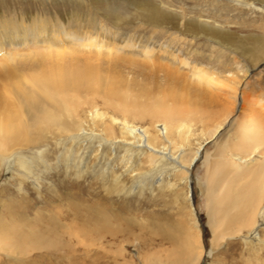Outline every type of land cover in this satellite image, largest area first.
Wrapping results in <instances>:
<instances>
[{
    "label": "rangeland",
    "instance_id": "1",
    "mask_svg": "<svg viewBox=\"0 0 264 264\" xmlns=\"http://www.w3.org/2000/svg\"><path fill=\"white\" fill-rule=\"evenodd\" d=\"M153 8L169 18L162 23L165 31H154L152 36L178 48L187 65L175 60L171 63L177 72L171 78L158 73L155 78L147 76L145 85L150 102L160 91L168 92L161 104L180 116L170 120L154 117L145 112L144 104L133 114L127 106H116L114 99L109 101L113 104H106L97 93L85 94L76 108L80 134L70 136L53 127L45 129L39 139L21 147L24 168L11 162L10 169L0 166L1 223L18 245L31 231L44 229L46 215L55 212L60 216L69 209L67 202L74 201L82 212L104 213L98 216L107 228L101 229L105 234L100 238L95 232L78 234L72 264H190L193 256L196 264H264V198L252 228L256 236L246 227L236 236L226 235L213 244L205 198L210 163L202 157L218 148L226 159L231 156L245 166L251 154L224 148L236 139L232 120L241 121L239 131L250 119L264 128V53L253 60L235 46L239 43L255 51L264 44V0H0V18H15L24 12L57 17L77 9L94 14L103 25L114 26L113 21L119 20L126 26L121 27L118 21L123 30L149 34L152 29L139 25V17ZM192 17L217 24L232 35L231 39L191 36L186 28ZM68 32L72 33L71 29ZM173 35L175 40L170 41ZM193 49L196 52H191ZM151 58L170 62L158 52ZM197 66L220 82L203 85L202 89L193 84ZM169 83L173 89L182 90L183 98L170 96ZM141 85L125 90L138 94ZM239 94L246 96V104L239 101ZM132 127L144 136L131 134ZM140 138L144 144L138 146ZM150 145L166 154L157 152L156 160L150 162ZM197 150L191 165H178L179 156L187 158ZM237 156L246 160L239 162ZM76 223L88 225L81 220ZM42 251L31 249L23 258L31 264H71L64 258L56 260L52 250L40 256ZM56 253L66 255L62 250ZM8 254L0 249V264H16L10 258L15 255Z\"/></svg>",
    "mask_w": 264,
    "mask_h": 264
},
{
    "label": "bare ground",
    "instance_id": "2",
    "mask_svg": "<svg viewBox=\"0 0 264 264\" xmlns=\"http://www.w3.org/2000/svg\"><path fill=\"white\" fill-rule=\"evenodd\" d=\"M24 13L15 18H0V166L10 169L11 162L24 168L21 147L39 139L40 132L45 129L53 127L57 132L70 136L80 134L81 124L77 119L76 108L85 100L84 95L87 93H97L106 104L114 99L116 106H127L133 114L139 112L138 106L144 104L147 108L145 112L154 117L162 116L170 120L180 116L166 111L165 106L161 104L167 100L165 96L168 92L160 91L162 93H157L155 99L150 102L149 88L145 85L147 76L155 78L158 73L167 79L171 78L177 72L173 70L171 62L179 60L186 64L178 48L171 43L157 41L151 34L154 31H165L162 23H165V18H169L167 13L158 12L153 8L140 15L142 22H139V25L149 26L153 31L149 34L123 30L124 28H119V20L113 21L114 26L103 25L94 14L77 12V9L57 17L46 16L45 12ZM120 23L121 27H126L124 22ZM187 24V32H190L191 36L194 34L193 37L202 34L222 40H230L232 37L229 32H223L217 24L203 19L192 17V20H187ZM69 29L72 33L68 32ZM169 40H175V36ZM235 46H239L242 52L248 53L253 60L264 53V44L259 47L260 51L242 47L239 43H235ZM153 52L161 53V57L170 62L162 63L152 59ZM16 68L22 77L16 73ZM193 72V84L201 89L203 85L212 86L220 82L218 77L213 78L212 74L209 75V72L200 66ZM137 83L142 84L141 93L125 90ZM157 87L161 88L160 82ZM169 87L172 89L169 94L174 100L177 97L183 98L180 88L173 89L171 83ZM190 99L191 96L187 98ZM247 100L245 95L239 94L240 102L246 104ZM237 120L234 118L231 123L232 131L237 132L236 139L224 148L251 154L247 157L249 162L240 166L231 156L226 159L225 152H220L218 148L214 153H204L202 156L210 163V172L206 176L205 198L208 206L206 223L212 232L213 244H217L226 235L236 236L246 227H251L249 233L256 236L252 228L255 218L259 216L257 209L264 198V128L257 126L255 121L250 119L245 128L242 127V131H239L241 121ZM139 131L141 130L137 127H132L130 133L143 137L142 133H137ZM140 139L138 146L144 144V140ZM147 149L150 162L156 160L157 152L166 154L152 145L147 146ZM198 150L187 158L183 154L179 156L176 160L178 165L181 168L186 164L191 165ZM254 155L258 157L253 159ZM13 157L16 160L12 161ZM235 158L239 162L246 160V157L242 156ZM67 203L70 210L64 214L60 212V216L54 215L55 212L46 215L45 220L43 219L46 222L44 229H39L36 233L31 231V234L26 235V239L22 237L25 239L24 243L18 245L0 218V225H3L0 230V249L7 250L8 255H15L10 257L12 263L31 264L28 258H23L31 249H42L40 256L47 255V252L52 250L56 260L64 258L71 263L74 260L72 252L77 244L78 234L85 236L95 232L99 234V238L105 234L101 229H106L107 224L98 216H103L104 213L98 210L95 211L97 215L89 214L85 210H79L76 202ZM86 209L91 210L87 207ZM50 219L52 220L48 222ZM77 220L88 222V225L78 226ZM57 250L66 252V255L56 253ZM195 260L196 256H193L190 264H194Z\"/></svg>",
    "mask_w": 264,
    "mask_h": 264
}]
</instances>
